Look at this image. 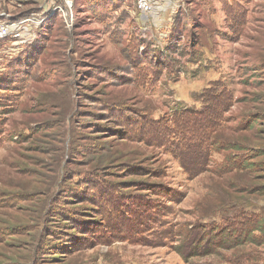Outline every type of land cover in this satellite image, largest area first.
<instances>
[{"label": "rangeland", "instance_id": "rangeland-1", "mask_svg": "<svg viewBox=\"0 0 264 264\" xmlns=\"http://www.w3.org/2000/svg\"><path fill=\"white\" fill-rule=\"evenodd\" d=\"M71 1L0 0V264H264V0Z\"/></svg>", "mask_w": 264, "mask_h": 264}, {"label": "built area", "instance_id": "built-area-1", "mask_svg": "<svg viewBox=\"0 0 264 264\" xmlns=\"http://www.w3.org/2000/svg\"><path fill=\"white\" fill-rule=\"evenodd\" d=\"M136 1V10L142 16H147L152 13L154 10L161 8L160 0H135ZM65 6L70 7L72 5L71 0H64ZM13 26H3L0 25V39L6 37H12L14 43L19 44L23 43L26 39V34L23 29H13Z\"/></svg>", "mask_w": 264, "mask_h": 264}, {"label": "trees", "instance_id": "trees-1", "mask_svg": "<svg viewBox=\"0 0 264 264\" xmlns=\"http://www.w3.org/2000/svg\"><path fill=\"white\" fill-rule=\"evenodd\" d=\"M8 90V89H7ZM237 230V231H236ZM233 231L236 232V236L233 238V243L235 245V247L241 246L245 243V241L247 240V236L245 234H243V232L241 230L238 229V225L237 228H235ZM251 244H255L253 242V240L251 241ZM208 255V254H205ZM252 262L256 261V260H251ZM250 261V262H251Z\"/></svg>", "mask_w": 264, "mask_h": 264}]
</instances>
